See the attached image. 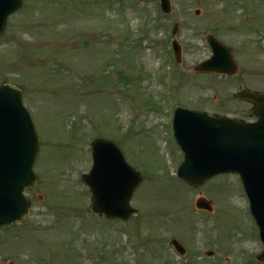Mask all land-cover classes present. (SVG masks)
I'll return each instance as SVG.
<instances>
[{
	"label": "rangeland",
	"instance_id": "obj_1",
	"mask_svg": "<svg viewBox=\"0 0 264 264\" xmlns=\"http://www.w3.org/2000/svg\"><path fill=\"white\" fill-rule=\"evenodd\" d=\"M170 1L165 17L158 0H22L7 19L0 86L18 87L31 114L39 182L25 190L26 220L0 231V264H264L238 179L192 187L174 176L182 157L167 118L179 106L255 121L235 93H264V0ZM208 34L231 50L233 78L194 71L210 56ZM172 38L180 64L170 62ZM95 139L141 174L127 222L92 213L81 175ZM200 197L210 213L195 209Z\"/></svg>",
	"mask_w": 264,
	"mask_h": 264
},
{
	"label": "water",
	"instance_id": "obj_2",
	"mask_svg": "<svg viewBox=\"0 0 264 264\" xmlns=\"http://www.w3.org/2000/svg\"><path fill=\"white\" fill-rule=\"evenodd\" d=\"M162 10H170L168 0H160ZM21 0H0V33L7 17L19 9ZM198 14V12H196ZM212 57L197 66L198 72L233 75L236 66L230 50L212 36L207 37ZM177 62L181 49L173 40ZM238 97L251 100L255 107V123L237 122L228 118L208 117L205 113L177 108L174 117V137L184 153L178 176L190 185H200L219 174L239 176L250 210L259 227L263 251L257 256L264 261V94L239 92ZM38 149V138L29 114L21 103V92L13 85L0 87V226L7 227L24 220L29 204L24 188H34L38 179L32 171ZM93 166L82 177L91 195L94 214L126 220L136 213L130 199L141 181L111 142L91 143ZM196 208L210 211V203L198 199ZM181 253L178 242H171Z\"/></svg>",
	"mask_w": 264,
	"mask_h": 264
}]
</instances>
